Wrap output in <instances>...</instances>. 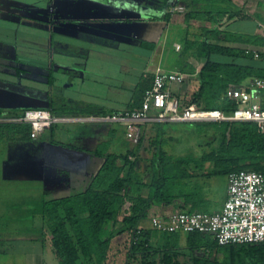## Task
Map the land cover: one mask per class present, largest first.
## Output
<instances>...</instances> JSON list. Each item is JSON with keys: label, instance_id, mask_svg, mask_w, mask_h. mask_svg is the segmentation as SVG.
I'll return each mask as SVG.
<instances>
[{"label": "trees", "instance_id": "trees-1", "mask_svg": "<svg viewBox=\"0 0 264 264\" xmlns=\"http://www.w3.org/2000/svg\"><path fill=\"white\" fill-rule=\"evenodd\" d=\"M197 1L188 0L184 11L167 14L169 26L172 23L179 29L181 50L172 48L175 58L166 70L196 74L197 80L191 96L180 90L172 95L181 109L193 104L200 110L230 114L236 103L228 98L229 86H239L251 77L264 78V68L223 62L217 57L264 60V18L263 26L253 35L232 32L225 27L244 17L240 11L225 9L220 0H207L205 9L193 8ZM191 29H197L198 34L190 33ZM247 45L259 48L258 58L245 54ZM189 57L202 62L198 71L188 62ZM153 77L149 74L137 83L132 106L127 109L140 105ZM260 97L264 109V91ZM21 112L0 109V117ZM154 123L160 133L150 143L148 159L138 160L141 137L124 152L105 154L83 189L60 198H41L35 211L42 224L40 239L50 242L57 263L107 264L111 242L119 236L125 240V264H264V243L219 246L209 234L182 233L180 239L178 233L159 234L148 227L157 205L203 211L200 209L208 202L211 189L217 192L219 177L227 181L231 172L239 170L264 176V129L252 121ZM166 126L176 135L166 133ZM5 135L14 141L34 139L26 123L0 122V137ZM178 139L187 145L185 154L175 152ZM212 250L220 256L210 257Z\"/></svg>", "mask_w": 264, "mask_h": 264}, {"label": "crops", "instance_id": "crops-1", "mask_svg": "<svg viewBox=\"0 0 264 264\" xmlns=\"http://www.w3.org/2000/svg\"><path fill=\"white\" fill-rule=\"evenodd\" d=\"M186 1L0 0V62L4 63L0 68V109L18 112L45 109L57 117L72 119L54 123L30 141L21 140L32 145V153L25 156L17 155L20 154L17 144L13 145L15 156H8L9 151L6 150L9 149H5L0 142L1 189L2 184L5 191L9 188L8 171L24 165L28 173L32 169L37 173H32L24 181L19 178L16 181L19 186L14 185L15 189L28 190L31 187L36 190L39 201L41 198L67 196L86 186L89 178L101 166L105 154L121 153L130 148L124 138L123 126L105 121L102 117L131 107L137 83L154 74L158 67L168 69L175 58L173 43L178 41L176 37L169 39V35L178 27L171 22L169 27L167 14H175L172 13L176 12L172 11L175 6H183L185 10ZM220 1L225 9L232 8L233 11L238 10L235 7L248 5V2H255V6L264 4L262 0ZM206 2L198 0L193 2L192 7L205 9ZM241 13L244 17L231 20L227 30L253 35L259 26H263L261 20L264 12L261 9L254 7ZM237 22L241 25L237 26ZM247 48L259 50L251 45H247ZM240 60L241 64L264 68V60ZM189 63L193 65V62ZM24 69L43 70L46 76L40 78L41 73H38L37 77L25 78L24 74L18 72ZM24 83L41 104L9 108L11 104H6L4 99L17 94L18 90L13 87ZM164 128L167 133L170 126ZM159 129L156 123L142 127V147L138 160L150 157V143L160 133ZM75 172L77 174L73 176ZM76 175L82 180L78 190L74 189L72 182ZM26 182L31 186L23 185ZM224 182L227 183L226 180ZM143 192L147 193L146 190ZM225 193L226 186L220 204L212 212L220 210ZM8 194L5 198H15V193ZM177 210L174 205H157L152 212L167 214ZM40 238H22L23 243L32 247L37 245L35 251L31 250L35 254L27 264L34 261L40 264L41 244L49 243ZM111 243L112 248L117 246L115 253H118L121 245L114 240ZM111 249L107 264H110L113 255ZM51 253L53 255L52 250ZM125 260L124 254L120 264H125ZM5 261L0 264H8ZM9 264L13 262L9 260Z\"/></svg>", "mask_w": 264, "mask_h": 264}, {"label": "built area", "instance_id": "built-area-1", "mask_svg": "<svg viewBox=\"0 0 264 264\" xmlns=\"http://www.w3.org/2000/svg\"><path fill=\"white\" fill-rule=\"evenodd\" d=\"M172 11L182 12L184 7L175 6ZM174 47L179 50L180 45L175 43ZM245 54H252L255 58L259 56L251 48H245ZM185 79L183 73L158 67L138 107L107 114L102 119L121 124L130 147L139 142L143 125L153 122L252 121L260 130L264 129V109L261 108L260 97V91H264V78L251 77L239 86H229L228 98L236 103L230 114L220 110H200L193 104L181 109L170 86L181 84ZM69 120L72 119L54 116L45 109H26L17 116L0 117V122L4 123L29 124L31 138L54 123ZM225 194L218 211L177 210L153 214L148 227L159 233L209 234L219 246L264 243V176L250 170L231 172L227 177Z\"/></svg>", "mask_w": 264, "mask_h": 264}, {"label": "rangeland", "instance_id": "rangeland-1", "mask_svg": "<svg viewBox=\"0 0 264 264\" xmlns=\"http://www.w3.org/2000/svg\"><path fill=\"white\" fill-rule=\"evenodd\" d=\"M262 1L264 2V0ZM254 7H257V10L261 9V11L264 12V4L260 6H255V2H248V5L246 4L245 6H241V7L239 6L240 9L238 7L237 8L235 7V9H238L237 11H240V12H245V11L248 12L249 9H252ZM240 25L241 23L237 22V26H240ZM165 28L167 29V27ZM225 28L227 30V27ZM172 31L173 33L172 34L170 33L169 39H172L175 37L177 38L179 35V29L178 30L173 29ZM189 32L192 34H198L197 29H191ZM175 43H178L180 45L178 41H175L173 43V47ZM174 50H175V47H174ZM180 50H181V45H180L179 50H175V51L179 52ZM217 59L223 62H241L240 59L235 60L229 57H222V58L217 57ZM189 61L193 62L194 67L198 71L202 62L197 61L193 57H189L188 62ZM3 66H4V63L0 62V68H2ZM18 72L19 74H24L25 78L30 77V76L37 77L38 73H41L40 78H42V76H46V71H43V70L38 72V71H32L30 69H24L23 71H18ZM25 78H24V82L26 81ZM180 85L181 87H179ZM196 85H197V80H196V74H195V75L188 76L187 79L184 80L181 84H178V85L172 84L170 86V91L175 93V92H178V90H180L181 92L188 94V97H189L192 95V92L195 90L194 87H196ZM8 87L11 88L10 86ZM13 88H16L18 90L17 94L12 95L11 98L6 97L7 99H4V102H6V104H11L8 106L9 108L21 107V106H24L25 108V105L27 104H30L29 106L35 107L38 104H41V101H39V99H36V97L32 95V93L29 92L30 88L25 83L23 85H18V87L14 86ZM32 107H29V108H32ZM15 110H17V108ZM167 132L168 134H172L173 136L176 135L173 129H169L167 130ZM8 136H11V134L8 133ZM6 137H7L6 135L1 136L0 142L4 144L5 149L6 148L9 149V150H6V151H9L8 156L10 155H12L11 157L15 156V154L13 153L14 151L13 145L15 144L18 145L19 147L18 151L20 152V154H17V155L25 156L29 153H32L31 144L22 143L20 140L18 142H13L14 140L12 139V137L10 138L8 137L6 138ZM186 146L187 145L181 144V141L178 139L175 143V152L177 154L179 153L185 154ZM76 170H78V168H76ZM2 172H4V170ZM32 173H34L35 175L37 172L36 171L33 172V169H32V171L28 173V171L26 170V166L24 165L18 166L17 168H15L14 171L9 170L7 173V187H9L8 189H6L7 191H5V187L3 184H2V189L0 186V193H1V197H0V262L5 263L6 262L5 260H7V263L9 264V260H11L13 264H27V261L33 259L34 257V256L31 257L32 254L33 255L35 254L31 252V250L33 249L35 251L37 248V245L32 247L26 243H23L22 238H26L27 236L28 237L37 236V238L40 236L41 237L43 236L41 234L42 224L40 221V216L35 214V211L39 204V200H38L39 198L36 195L37 194L36 190L32 189L31 187L27 188L29 191L25 190V188L23 190L14 188V185H18L16 184V181H18L19 178H21V181H24L25 178L27 177L30 178L32 176ZM77 173L79 172L77 171ZM77 173L75 172L72 175L74 176V174H77ZM76 176L77 178L74 177L75 179L72 180V182L75 186L74 189L78 190L82 186V180H80L78 175ZM223 179H224L223 177H219V181L216 186L217 195L214 196V193L212 192V189H211V194H208L206 196V200L208 202L205 205H203L200 210L211 212L217 209L218 205L220 204L222 200V196L224 194V189L226 186V182H224ZM27 184L31 186L30 183H27V182L24 183L23 185H27ZM6 192L11 193V194L15 193L13 194L15 198L14 197L5 198L6 196L9 195ZM20 192H24V193H20ZM38 225L40 226V228H37ZM178 236L180 239H183L182 233H178ZM113 240L117 242V244L119 241H121L122 243L119 244L121 245V247L118 253H115V249H118L116 248L117 246L111 249L113 250L112 251L113 255L111 256L109 263L110 264H120L121 259L123 258L125 254V248H124L125 240L122 237L119 238V236H116L115 238H113ZM49 243L43 244V245L41 244L40 255H41L42 260L40 261V264H58L56 259L52 255L51 250H49V247L51 248V246H49ZM209 255L210 257H214L215 255L218 257L220 256V254H216L214 250L210 251ZM35 262L36 261H34V263H31V264H37Z\"/></svg>", "mask_w": 264, "mask_h": 264}]
</instances>
